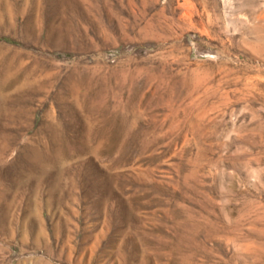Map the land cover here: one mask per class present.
<instances>
[{"label": "rangeland", "instance_id": "374dc122", "mask_svg": "<svg viewBox=\"0 0 264 264\" xmlns=\"http://www.w3.org/2000/svg\"><path fill=\"white\" fill-rule=\"evenodd\" d=\"M0 264H264V0H0Z\"/></svg>", "mask_w": 264, "mask_h": 264}]
</instances>
